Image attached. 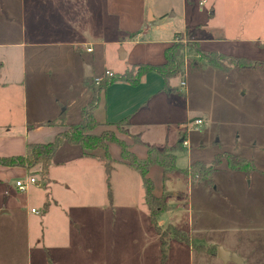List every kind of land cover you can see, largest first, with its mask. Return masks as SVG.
Returning a JSON list of instances; mask_svg holds the SVG:
<instances>
[{
    "label": "rangeland",
    "instance_id": "1",
    "mask_svg": "<svg viewBox=\"0 0 264 264\" xmlns=\"http://www.w3.org/2000/svg\"><path fill=\"white\" fill-rule=\"evenodd\" d=\"M182 1L153 0L158 10L168 3L176 10L158 19L152 36L176 32L173 44L184 48L186 65L185 74L172 79L171 85L184 93L181 82H190V105L205 110L211 119L198 130L186 132L192 150H179L176 165L185 169L197 160L209 165L217 155L230 153L252 160L255 170L232 171L222 160L212 184L197 182L199 187L186 189L181 212L176 214V205H167L156 229L144 202L141 177L129 168L118 167L110 187L105 171L98 167L90 170L85 184L83 170H57L65 186H43L38 175L29 173L37 184L25 191L13 187L0 198L4 206L0 209V264H163L162 242L167 247L166 264H224L217 257L219 247L238 254L245 264H264V69L231 68L223 73L210 65L199 67L204 65L199 52L221 51L264 61V0H191L185 12ZM8 25L0 5V43L20 34L18 25ZM94 29L83 30L82 37L91 36L87 31ZM7 31L14 33L12 38H7ZM109 35H114L112 28L105 36ZM198 40L217 42L201 48ZM5 53L0 49V55ZM109 56L108 64H119ZM64 93L73 98L74 93ZM10 126L20 133L25 128L19 114ZM62 126L67 131L73 125ZM118 130L129 132L124 124ZM29 176L21 181L26 184ZM168 214L173 220L166 219ZM173 229L188 236L192 244L178 242Z\"/></svg>",
    "mask_w": 264,
    "mask_h": 264
},
{
    "label": "crops",
    "instance_id": "2",
    "mask_svg": "<svg viewBox=\"0 0 264 264\" xmlns=\"http://www.w3.org/2000/svg\"><path fill=\"white\" fill-rule=\"evenodd\" d=\"M79 1L28 0L26 3V0H0L7 26L11 23L20 27L16 38L0 43V49L6 50L0 55V157L23 155L27 144L54 142L56 136L65 130L62 123L77 124L82 109L93 101L94 117L101 125L92 133L114 132L139 159H147L148 146L174 149L175 156L179 150L191 152L187 123L202 119L203 124H207L211 118L205 110H196L190 105V82L182 81L185 82L184 93L171 82V87L178 91H165L163 78L155 72L146 74L136 86L116 82L98 92L94 83V79L107 71L124 74L134 65L164 63L165 51L173 45L176 32L157 37L152 36V29L159 18L163 20L170 11L176 10L175 6L168 3L158 10L153 0ZM190 2L182 1L184 12ZM93 27L94 32L87 31L91 36L82 37L83 30ZM111 28L114 35L106 37ZM13 34L7 31V38H12ZM210 41L217 42L198 40L201 48ZM109 55L119 64H108ZM64 91L74 93L73 98ZM15 114L20 115L25 125L23 133L10 128ZM124 119L129 120V134L116 127V123ZM54 121L59 123L54 124ZM133 137H137L139 142ZM184 140L188 141V146L183 145ZM108 152L114 160L112 181L118 167L132 170L122 160L117 144L108 143ZM104 158L103 149L90 151L64 143L54 157L50 170L51 184L65 186L66 182L58 178L57 170L72 167L79 169L80 173L83 170L81 177L85 184L92 168L105 171ZM190 165L192 163L188 167ZM173 174L177 175L172 178ZM27 175L29 172L24 168L0 166V198L5 193L10 194L13 187L20 191L16 182ZM147 177L154 184L153 194L158 198L164 196L167 205H176V214L184 207V191L195 184L198 187L199 183L202 184L179 171L164 178L163 168L159 165H152ZM54 203L58 205L57 200ZM46 204L50 205L49 202ZM166 219L173 220V215H166Z\"/></svg>",
    "mask_w": 264,
    "mask_h": 264
},
{
    "label": "trees",
    "instance_id": "3",
    "mask_svg": "<svg viewBox=\"0 0 264 264\" xmlns=\"http://www.w3.org/2000/svg\"><path fill=\"white\" fill-rule=\"evenodd\" d=\"M183 49L184 48L179 43H175L166 49L164 63L134 65L124 74L117 75L112 73L111 76H103L101 82L97 85V91H104L107 86L116 82H125L136 86L146 74L155 72L163 78L165 91L177 92L178 90L176 88L171 87L170 82L172 79L185 74L186 64ZM195 51L198 52V49H195ZM199 54L204 62L203 66L210 65L223 73H227L231 68L243 69L246 67H253L264 69V61L252 62L244 57H235L217 52L208 54L199 52ZM94 108V101L85 106L81 111L80 121L77 124H73V126H69L67 131L60 132L56 136L54 142L46 144H27L26 151L23 155L0 157V166L7 168H26L29 173L38 175L44 186H48L51 183L50 170L54 163V157L62 144L67 143L72 146H80L82 149L90 151L103 149L105 150L104 168L106 182L109 187L114 160H112L109 155L108 143L117 144L121 149L122 160L125 161L132 170L136 171L142 179L145 190V205L148 208L150 221L155 229L158 227L157 219L165 212L167 204L164 196L158 198L153 194L154 184L152 180L147 177L148 170L152 165H159L163 168L164 178L173 172L179 171L186 176H190L194 180H199L204 185L212 184V175L215 173L218 164L222 160H226L227 165L232 171H244L249 174L255 170V164L252 160H247L230 153L217 155L213 163L209 165L201 161H195L190 167L183 170L178 169L176 166L174 149H160L154 146H148L147 159H139L135 154L130 152V148L126 142L118 139L114 132L105 131L100 135L92 133L94 129L101 125L94 117ZM56 123H59V121H54V124ZM123 124L124 126H129V120L124 119L116 123V127L120 129L123 127ZM120 132L129 134L127 130H120ZM133 138L134 141L139 142L137 137ZM86 156L92 155L87 154ZM262 175L264 176V172ZM46 208H48L47 204ZM173 231L175 239L178 242L187 245L192 244L188 236H180V232L176 229H173ZM161 246L162 263L166 264V243L162 242Z\"/></svg>",
    "mask_w": 264,
    "mask_h": 264
},
{
    "label": "built area",
    "instance_id": "4",
    "mask_svg": "<svg viewBox=\"0 0 264 264\" xmlns=\"http://www.w3.org/2000/svg\"><path fill=\"white\" fill-rule=\"evenodd\" d=\"M88 51H92V49H88ZM111 75H112V73L109 72V71H107V72H105V74H104L103 76H111ZM103 76L94 79V83H95L96 85H98V84L101 82ZM181 86L184 87V86H185V82H182V83H181ZM203 123H204V121H203L202 119L191 120V121H189V122L187 123V125H186L187 131L198 130V128H199L201 125H203ZM183 145H184V146H188V141H187V140H184V141H183ZM29 184H37V180H36L34 177H31V178L26 182V184H24L22 181H17V182H16V186H17V188H18L20 191H25V190H27V187H28ZM32 212H36V211L33 210Z\"/></svg>",
    "mask_w": 264,
    "mask_h": 264
},
{
    "label": "water",
    "instance_id": "5",
    "mask_svg": "<svg viewBox=\"0 0 264 264\" xmlns=\"http://www.w3.org/2000/svg\"><path fill=\"white\" fill-rule=\"evenodd\" d=\"M217 257L224 263L245 264L243 259L236 253L229 252L222 247L217 249Z\"/></svg>",
    "mask_w": 264,
    "mask_h": 264
}]
</instances>
